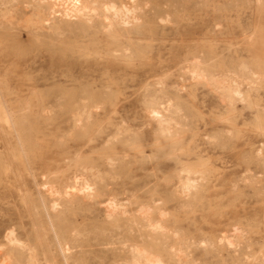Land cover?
Listing matches in <instances>:
<instances>
[{"label":"bare ground","instance_id":"obj_1","mask_svg":"<svg viewBox=\"0 0 264 264\" xmlns=\"http://www.w3.org/2000/svg\"><path fill=\"white\" fill-rule=\"evenodd\" d=\"M202 7L218 13L236 12L237 19H241L250 7L256 12L264 10V0H0V36L5 47L0 51V143H3L0 171L5 175L17 174L12 168L13 161L23 162L29 154L25 146L36 145L38 137L30 135V128L36 127V123L31 119L44 121L48 115H55L52 107L44 103L33 107L27 104L20 111L9 105L7 99L15 94L11 81L25 79L47 87L33 89L30 99L71 102L69 130L75 133L98 127L94 113L100 104L114 102L122 94L116 88V74L106 67L91 65L85 68V73L67 70V75L62 76L68 82L61 84L60 75L51 68L31 73L27 56L53 52L59 59L67 57L80 64L86 59L97 61L109 55L127 64L148 63L155 56L163 63L159 49L162 42L154 37L167 34V28L174 29L182 22L203 16ZM216 28L221 29L222 23L218 22ZM204 46L198 48L196 44L186 50L174 69L164 67L159 75L146 79L140 86L139 97L143 109L155 121L158 145L165 140V145L174 148L183 140L177 134L197 125L190 111L194 109L191 100L199 89L214 96L227 113L234 114L238 105L248 103L256 107L255 120H264V109L249 102L250 94L264 82L263 74L250 69L242 60L236 65L218 67V60ZM121 79L125 81L124 77ZM32 109L34 114L30 113ZM110 124L116 131L105 137L101 149L87 153L84 159L81 154L75 155L78 163L71 179L51 187L48 197L40 194L29 201L22 195V204L29 207L32 231L22 236L16 226L8 229L0 264H89L88 258H82L81 245L83 241L85 244L97 241L98 236L103 237L105 251L112 249L124 256L116 264H166V259L174 264H208L196 258L195 253L218 257L222 246L232 253L250 252L245 248L246 229L235 227L227 236L205 232L186 235L180 227L168 225L169 216L153 200L136 202L134 209L129 210L132 199L126 202L110 198L103 206L106 227L101 232L85 233L76 222L65 228L61 220L73 209L77 201L73 196L94 198L105 189L106 182L116 181L123 164L110 153L115 142L136 144L131 128L124 121ZM261 130L264 133V126ZM230 132L231 129L223 131L224 136H210V142L225 144ZM180 164L175 179L170 181L168 197L174 201L178 213L189 215L201 196L204 181L198 177L207 173L192 168V163ZM257 164L264 167V154H259ZM247 174L252 173L244 170L240 177L253 176ZM245 259L247 264H264V243L262 253L252 252L249 258L242 257Z\"/></svg>","mask_w":264,"mask_h":264},{"label":"rangeland","instance_id":"obj_2","mask_svg":"<svg viewBox=\"0 0 264 264\" xmlns=\"http://www.w3.org/2000/svg\"><path fill=\"white\" fill-rule=\"evenodd\" d=\"M218 22L222 23L221 29L216 28ZM165 33L154 38L162 42L159 49L168 64L159 63L155 56L148 63L134 64H127L110 55L97 61L86 59L81 64L67 57L59 59L58 55L46 51L26 57L31 62V73L51 68L54 74L60 75L61 84L68 82L63 77L67 75V70L85 73V68L91 65L106 67L116 74V88L121 89L122 94L114 102L100 104V109L94 113L99 121L98 127L85 133H75L69 130L71 102L54 98L39 102L30 99L29 93L33 89L45 90L47 87L25 79L10 82L15 94L7 99L9 105L20 111L27 104L33 107L44 103L52 107L55 115H48L44 121L31 119L36 123V127L30 128V135L38 137L36 145L25 146L29 154L23 162L13 161L12 168L18 171L17 174L5 175L0 171V253L6 249V233L10 227L16 226L22 236L32 231L29 207L22 204V195L29 201H34L40 194L48 197L51 187L71 179L78 163L75 155L81 154L84 159L87 153L101 149L105 137L116 131L110 124L114 121H124L129 125L136 144L130 146L115 142L110 153L117 156L115 161L123 164L116 181L106 182L105 189L96 193L94 198L73 196L72 199L77 201L61 220L65 228L76 222L81 224L85 233L101 232L106 227L103 206L110 198L126 202L132 199L129 210L140 201L153 200L169 216L168 225L180 227L186 235L205 232L227 236L235 227L247 230L248 246L245 248L250 250L249 253H232L225 246L220 247L218 257L196 252L195 257L203 262L247 264L248 259L244 261L242 257L247 255L249 258L252 252H263L264 167L257 164V157L264 154V133L261 130L264 120H255L256 107L244 103L238 105L234 114H230L224 111L214 96L199 89L191 100L194 109L190 111L197 125L179 132L177 136L183 140L173 148L165 145V140L160 141L161 145L155 142V121L143 109L138 91L146 79L159 75L164 67L174 69L180 55L196 44L198 48L201 44L205 45L204 49L218 60V67L236 65L238 60H242L250 69L264 76V10L256 12L250 7L244 17L237 19L236 12L218 13L208 9L203 16L191 22H182L177 28H167ZM0 40L2 51L5 49L4 38L0 36ZM1 57L4 58L3 55ZM250 96L251 104L264 109V82ZM30 113L35 111L32 109ZM229 129L230 137L225 144L210 142V136H224L223 131ZM120 156L124 158L119 159ZM184 161L192 163V168L207 173L198 177L204 181L201 196L189 215L178 213L174 201L168 197L170 181L175 179V173ZM82 162L86 163L85 160ZM244 170L252 173L247 175L253 176L242 179L240 175ZM16 187L26 188L27 191H17ZM96 240L89 242V264H116L124 258L115 250L105 251L103 237L98 236ZM165 262L174 264L167 259Z\"/></svg>","mask_w":264,"mask_h":264},{"label":"crops","instance_id":"obj_3","mask_svg":"<svg viewBox=\"0 0 264 264\" xmlns=\"http://www.w3.org/2000/svg\"><path fill=\"white\" fill-rule=\"evenodd\" d=\"M82 258L85 259V258H88L89 257V244H85V242L83 241L82 242Z\"/></svg>","mask_w":264,"mask_h":264}]
</instances>
